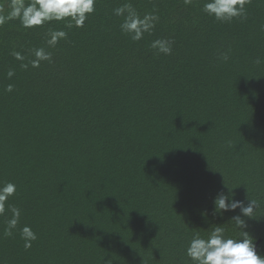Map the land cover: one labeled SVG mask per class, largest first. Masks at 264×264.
Here are the masks:
<instances>
[{
  "label": "trees",
  "instance_id": "obj_1",
  "mask_svg": "<svg viewBox=\"0 0 264 264\" xmlns=\"http://www.w3.org/2000/svg\"><path fill=\"white\" fill-rule=\"evenodd\" d=\"M126 2L159 16L140 41L114 15ZM204 3L97 0L54 48L46 32L63 23L0 26V184H16L8 204L21 209L11 237L0 216V264H192L195 233L224 224L238 238L236 213L211 215L224 183L259 201L248 223L264 254V0L227 23ZM40 47L52 62L21 68ZM25 225L37 235L28 250Z\"/></svg>",
  "mask_w": 264,
  "mask_h": 264
},
{
  "label": "clouds",
  "instance_id": "obj_2",
  "mask_svg": "<svg viewBox=\"0 0 264 264\" xmlns=\"http://www.w3.org/2000/svg\"><path fill=\"white\" fill-rule=\"evenodd\" d=\"M97 0H0V26L18 21L24 29H35L51 22L63 23V29H52L46 32L47 48H54L60 40L66 39L68 32L64 29L82 28L88 17L95 12ZM250 0H205L202 11L216 21L227 23L236 18H246V7ZM190 4L191 0H184ZM114 15L122 17L119 25L120 31L132 41H140L144 35L151 34L159 22V16L155 10L140 13L130 2L123 3L114 9ZM150 48L157 54L171 55L172 44L167 39H156L151 42ZM12 55L18 61H24L25 57L20 52ZM33 58L27 63H21V68L27 69L40 67L42 62H52V54L45 47L32 51ZM227 59V57H224ZM260 61L258 60L257 63ZM15 75L13 70L7 72L11 79ZM14 85L9 84L5 91L12 92ZM225 190L219 191L213 198V217H223L225 213H236L229 218L236 230L238 238H230L225 235L223 225H214L207 237L195 233L186 248V256L192 264H264V254L258 251V238L249 231V220H254L260 203L256 199L240 200L235 197L233 190L223 185ZM17 186L13 182L0 184V216L10 213L6 221L3 235L11 237L20 223L21 209L9 205L8 201L16 194ZM237 210H239L237 212ZM202 215L207 216L205 211ZM20 238L24 241V248L32 247V242L37 239L36 233L30 226L19 229Z\"/></svg>",
  "mask_w": 264,
  "mask_h": 264
},
{
  "label": "water",
  "instance_id": "obj_3",
  "mask_svg": "<svg viewBox=\"0 0 264 264\" xmlns=\"http://www.w3.org/2000/svg\"><path fill=\"white\" fill-rule=\"evenodd\" d=\"M260 243H261V239H258V245L257 246H259Z\"/></svg>",
  "mask_w": 264,
  "mask_h": 264
}]
</instances>
